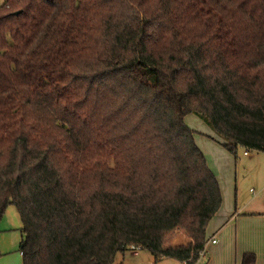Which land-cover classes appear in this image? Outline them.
I'll return each mask as SVG.
<instances>
[{"label": "trees", "instance_id": "1", "mask_svg": "<svg viewBox=\"0 0 264 264\" xmlns=\"http://www.w3.org/2000/svg\"><path fill=\"white\" fill-rule=\"evenodd\" d=\"M189 113L235 159L264 151V0H0V218L15 205L22 264H194L222 197ZM177 225L192 241L164 247Z\"/></svg>", "mask_w": 264, "mask_h": 264}, {"label": "crops", "instance_id": "2", "mask_svg": "<svg viewBox=\"0 0 264 264\" xmlns=\"http://www.w3.org/2000/svg\"><path fill=\"white\" fill-rule=\"evenodd\" d=\"M199 133L200 135L195 133L194 138L206 160L209 162L207 149L211 146H214L220 159L217 164L213 161L209 167L219 182L222 201L206 228V241L211 243L201 254L205 255V259L199 258L194 264H201L202 260H205L204 264H241L246 252L254 253V264H264V153H261L264 151L252 154L250 150L244 153V149L242 156L235 159L233 154L216 141L215 133L204 130ZM175 229L164 232V247L174 245L170 243V237ZM133 253L137 255V251ZM146 253L147 257L144 255L141 259H133L132 263L141 264L142 261L153 258L148 250ZM3 258L2 264H22L19 249L18 252L4 253ZM160 261L166 262V258ZM176 261L178 264H186L185 261ZM152 263L154 262L151 261L150 264Z\"/></svg>", "mask_w": 264, "mask_h": 264}, {"label": "rangeland", "instance_id": "3", "mask_svg": "<svg viewBox=\"0 0 264 264\" xmlns=\"http://www.w3.org/2000/svg\"><path fill=\"white\" fill-rule=\"evenodd\" d=\"M185 122L190 128L195 130V133H197L196 135H200L199 132H201V130H204L205 132H209L211 134L213 132L199 117H197L196 115L192 113H189L185 116ZM206 138L210 139L208 137ZM207 141H210V140H207ZM243 150L244 149L241 148L238 151L239 157L242 156ZM250 152H252V154L256 153L254 150H250ZM261 153H264V152H261ZM207 154L209 158V162L207 161L208 165L212 164L213 161L217 164V162L220 160L218 157V154L216 153L214 149V146H211L210 149L209 148L207 149ZM239 174L241 175V168L239 170ZM20 226H21V220H20L17 209L15 205L9 204L0 218V264H2L5 259L3 258L4 253H7V252L13 253L14 251L18 252L20 236H21ZM176 229L189 234L182 225H177ZM209 243L211 242L206 241L204 250L205 249L207 250V246L209 245ZM133 251H137V255H134ZM144 255L145 257H147L148 255L146 253V250L144 249H141V248H137L135 250L129 249V250H126L124 253L117 254L115 257L114 264H119V262L122 264H134L132 263L133 259H138V258L141 259L143 258ZM170 259L172 258H166V262L162 263L160 260L156 261L154 258H150L149 261H142L141 264H150L151 261H153L156 264H158L159 262H161L162 264H171V263L178 264L176 259L174 260H170ZM200 259H205V255H200ZM204 262L205 260H202L201 264H204Z\"/></svg>", "mask_w": 264, "mask_h": 264}, {"label": "built area", "instance_id": "4", "mask_svg": "<svg viewBox=\"0 0 264 264\" xmlns=\"http://www.w3.org/2000/svg\"><path fill=\"white\" fill-rule=\"evenodd\" d=\"M249 149H246L244 153H247ZM177 228V226L175 227ZM192 241V238L189 234L187 233H184L183 231L181 230H178V229H175V232L174 234H172V236L170 237V243L171 244H180V243H188V242H191ZM212 242H215L214 239L211 240ZM139 247H132L131 249L135 250ZM204 251V250H203ZM203 251L201 252V254L203 253ZM133 252H136V251H133ZM154 264V263H152Z\"/></svg>", "mask_w": 264, "mask_h": 264}, {"label": "water", "instance_id": "5", "mask_svg": "<svg viewBox=\"0 0 264 264\" xmlns=\"http://www.w3.org/2000/svg\"><path fill=\"white\" fill-rule=\"evenodd\" d=\"M18 12V11H17Z\"/></svg>", "mask_w": 264, "mask_h": 264}]
</instances>
